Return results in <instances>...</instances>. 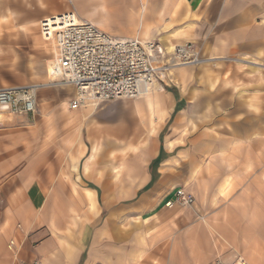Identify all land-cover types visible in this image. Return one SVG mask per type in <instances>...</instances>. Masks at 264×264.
<instances>
[{"label": "crops", "instance_id": "0c3cea01", "mask_svg": "<svg viewBox=\"0 0 264 264\" xmlns=\"http://www.w3.org/2000/svg\"><path fill=\"white\" fill-rule=\"evenodd\" d=\"M65 10L208 61L78 109L73 84L45 81L34 114L0 113V264H213L258 245L251 231L264 245V0H40L4 16ZM179 188L194 203L167 206Z\"/></svg>", "mask_w": 264, "mask_h": 264}, {"label": "built area", "instance_id": "2783aa9c", "mask_svg": "<svg viewBox=\"0 0 264 264\" xmlns=\"http://www.w3.org/2000/svg\"><path fill=\"white\" fill-rule=\"evenodd\" d=\"M40 31L53 47L48 69L51 82H68L76 88L75 97L70 101L72 108L90 102L136 99L156 81L168 78L177 67L208 61L192 42L178 44L167 53L164 46L152 40L113 36L93 22L82 19L75 10L42 18ZM38 85L1 87L0 113L34 114ZM194 201L192 193L179 188L175 199L166 205L190 206ZM213 264L249 262L242 254H237L232 261L218 257Z\"/></svg>", "mask_w": 264, "mask_h": 264}, {"label": "rangeland", "instance_id": "374dc122", "mask_svg": "<svg viewBox=\"0 0 264 264\" xmlns=\"http://www.w3.org/2000/svg\"><path fill=\"white\" fill-rule=\"evenodd\" d=\"M0 0V81L4 86L16 84L21 80L32 79L31 84H41L45 81H51L48 69L53 58V47L45 41L40 31V20L32 23H37L31 26L32 23L26 21H12L11 16L5 17L4 14H13L15 17L21 14L23 9L32 8L35 1L40 0ZM2 2H8L10 7H4ZM64 0H59L62 4ZM3 6V7H2ZM21 7V10L16 9ZM10 9V10H9ZM2 14V15H1ZM24 28L26 30H24ZM27 31L32 36L39 37V41L34 47L25 46L18 43L6 45L4 36L8 33L17 37L20 32ZM186 43V42H185ZM183 44V43H182ZM103 102H98L96 105ZM262 231H251L255 238H250L252 241L258 242V245L242 247L257 260V264H264V245H259L261 241L260 235ZM264 232V230H263ZM241 253L244 254V250Z\"/></svg>", "mask_w": 264, "mask_h": 264}, {"label": "bare ground", "instance_id": "6f19581e", "mask_svg": "<svg viewBox=\"0 0 264 264\" xmlns=\"http://www.w3.org/2000/svg\"><path fill=\"white\" fill-rule=\"evenodd\" d=\"M9 2L11 3L12 1H10L9 0ZM2 5L4 6V7H10L9 5H11V4H9L8 2H2ZM2 6V7H3ZM10 10V9H9ZM140 39V38H139ZM143 40V39H142ZM51 66V65H50ZM50 66H48V67H50ZM55 84V83H54ZM59 85H67V84H71V83H68V82H59L58 83ZM39 86V85H38ZM160 88V86H159V84L158 83H155L154 84V86L151 88V89H148V90H145V88H143L145 91L143 92V94L142 95H144V94H147V93H150V92H152L153 90H155V89H159ZM141 95V96H142ZM93 103H97V102H93ZM72 108V107H71ZM78 108H80V107H77V108H72V109H78Z\"/></svg>", "mask_w": 264, "mask_h": 264}]
</instances>
